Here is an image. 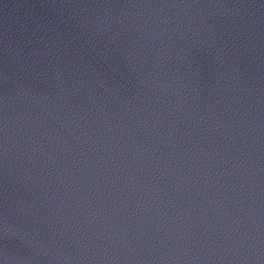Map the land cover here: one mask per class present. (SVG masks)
Returning a JSON list of instances; mask_svg holds the SVG:
<instances>
[{"label":"water","instance_id":"water-1","mask_svg":"<svg viewBox=\"0 0 264 264\" xmlns=\"http://www.w3.org/2000/svg\"><path fill=\"white\" fill-rule=\"evenodd\" d=\"M0 264H264V0H0Z\"/></svg>","mask_w":264,"mask_h":264}]
</instances>
